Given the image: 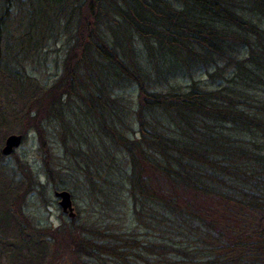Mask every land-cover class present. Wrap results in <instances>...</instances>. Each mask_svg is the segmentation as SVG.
I'll return each instance as SVG.
<instances>
[{"label":"trees","instance_id":"1","mask_svg":"<svg viewBox=\"0 0 264 264\" xmlns=\"http://www.w3.org/2000/svg\"><path fill=\"white\" fill-rule=\"evenodd\" d=\"M12 1L0 6V36ZM29 3L28 33L36 32L40 5V28L51 36L59 21L71 44L59 78L30 100L46 102L33 103L31 120L63 121L70 112L77 124L81 116L97 126L114 149L86 162L103 179L99 191L117 200L124 187L136 219L155 238L100 243L62 224L51 230L54 245L76 264H109L103 254L113 264H264V0ZM199 68L213 80L229 68L230 77L211 88L195 80L184 89L154 87ZM129 81L137 91L131 110L108 94ZM71 103L79 114L67 109Z\"/></svg>","mask_w":264,"mask_h":264},{"label":"rangeland","instance_id":"2","mask_svg":"<svg viewBox=\"0 0 264 264\" xmlns=\"http://www.w3.org/2000/svg\"><path fill=\"white\" fill-rule=\"evenodd\" d=\"M33 1L34 8L38 7L39 0ZM4 2L6 0H0V6ZM12 2L6 30L0 36V264H76L51 240V230L62 224L77 226V230L100 243L113 242L117 236L135 238L136 243L154 240L153 231L147 230L136 219L124 187L117 189V200L112 191L110 196L99 191L103 179L96 177L94 167L86 162H97L100 154L113 153L114 149L110 140L95 130L97 126L92 130L80 115L77 124L70 112L63 121L49 115L39 121L31 120L28 112H33L39 105L33 103H46L37 99L59 78L71 44L59 21L55 24L56 33L51 36L44 32L43 27L40 28L38 21L44 13L38 9L40 5L35 9L38 13L33 25L36 34L34 31L28 33L24 20L32 2ZM62 23L66 24L63 17ZM136 45L139 46L138 43ZM226 70L223 77L213 80L207 77L206 69L199 68L191 76L180 74L154 87L157 90L170 87L184 89L192 80L209 88L224 85V76L229 78L231 69ZM135 90V84L129 81L125 86L109 90L108 94L118 97L119 102L131 110L137 104ZM34 98L37 99L29 103ZM67 109L80 113L74 103ZM67 122L73 127L76 141L69 136ZM130 128L137 130L136 123L131 122ZM38 133L44 139L43 146ZM10 134H21L22 141L10 155L5 156L1 149ZM44 153L50 156L44 158ZM118 159L121 165H126L122 154ZM45 160L49 161L52 174L47 172ZM61 189L71 194L73 219L61 210L54 196V191ZM103 257L113 264L112 256L103 254ZM168 257L174 262L181 260L176 254ZM90 260H96V257ZM193 263L203 264V259L196 258Z\"/></svg>","mask_w":264,"mask_h":264},{"label":"water","instance_id":"3","mask_svg":"<svg viewBox=\"0 0 264 264\" xmlns=\"http://www.w3.org/2000/svg\"><path fill=\"white\" fill-rule=\"evenodd\" d=\"M21 137V134L8 135L5 139L4 146L1 149L2 154L5 156L10 155L14 151V148L20 145L22 141ZM54 196L58 199V204L61 210H63L64 213H67L70 218H73L75 213L72 207V198L70 192L62 189L59 191L56 190L54 191Z\"/></svg>","mask_w":264,"mask_h":264}]
</instances>
